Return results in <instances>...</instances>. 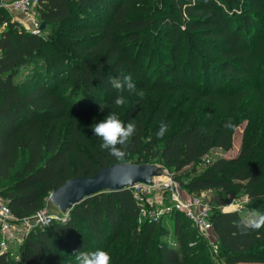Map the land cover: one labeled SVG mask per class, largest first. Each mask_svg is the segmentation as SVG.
<instances>
[{
    "label": "trees",
    "instance_id": "trees-1",
    "mask_svg": "<svg viewBox=\"0 0 264 264\" xmlns=\"http://www.w3.org/2000/svg\"><path fill=\"white\" fill-rule=\"evenodd\" d=\"M35 12L48 33L0 7V195L14 216L48 209L72 178L159 163L193 197L245 196L243 212L211 215L219 261L264 264V227H243L246 213H264V0H40ZM121 74L144 97L126 92L118 108L110 80ZM110 111L136 124L119 160L92 131ZM242 122L237 156L209 159ZM141 207L130 189L97 194L15 255L0 247V264H77L74 253L97 249L111 264H215L184 212L140 222Z\"/></svg>",
    "mask_w": 264,
    "mask_h": 264
},
{
    "label": "built area",
    "instance_id": "built-area-1",
    "mask_svg": "<svg viewBox=\"0 0 264 264\" xmlns=\"http://www.w3.org/2000/svg\"><path fill=\"white\" fill-rule=\"evenodd\" d=\"M39 3L40 0H10L9 2H0V7L10 8L30 19L32 23L31 31L36 35H40L42 32L41 24L43 22L35 16L34 12ZM209 162L210 160H207V163ZM177 182L176 180H172L166 186V188L170 189L169 192L172 197V203L170 205H159V207H157L158 205H153L152 207H154V209L150 208L149 210H145V207H141L140 216L144 219H149L151 222H159L164 215H172L175 211H181L184 212L186 217L191 221L193 228L200 237L207 236L214 230L209 204L204 201V195L201 197L192 196L184 198L178 185L179 182ZM142 185L144 186V184H135L128 189L132 190L135 199L141 206H144V199H142L139 192H135L133 188ZM236 211L242 210L237 209ZM68 216L69 212L66 213L65 219H67ZM58 219L59 218L49 209L38 212L32 218L17 219L11 211L8 201L0 195V247L2 251L7 252L13 250V246L19 248L29 233L38 228L44 229L54 220Z\"/></svg>",
    "mask_w": 264,
    "mask_h": 264
},
{
    "label": "rangeland",
    "instance_id": "rangeland-1",
    "mask_svg": "<svg viewBox=\"0 0 264 264\" xmlns=\"http://www.w3.org/2000/svg\"><path fill=\"white\" fill-rule=\"evenodd\" d=\"M35 16H37L36 12H35ZM45 28L42 30L41 34H45V33L49 32V29L45 30ZM21 77H22V75H21ZM252 89H255L254 85L252 86ZM106 116L107 115H105L104 118ZM246 123L247 122H242L239 125H237V127L235 128L234 134H233V142H232L230 149L223 150V149H219V148H214L211 151V153L209 154L208 158L211 160H216L219 158L230 159V158L236 157L240 151V148H241V145L243 142V136H244V133L246 130ZM154 165H156L159 168V175L153 179V183L151 185H145L144 184V186L142 185L139 187H133L134 191L139 192L142 199H144L145 205L142 207H145L146 208L145 210H149L150 208L154 209V207H152L153 205H158L157 207H159V205L165 206V205H170L172 203L171 193L169 192L170 189L166 188V186L172 180H174V181L176 180L175 173L164 168L159 163H154ZM203 168H204L203 165L199 166L197 171L200 172ZM188 172H191L190 169L188 170ZM188 176L193 177V176H195V174L192 173L191 175H188ZM178 185L180 187V190H181L184 198L192 197L191 195L187 194L184 191V189L182 188L180 183H178ZM133 188H131V189H133ZM203 199L205 202H207L209 204L210 213L216 212L217 210L225 211V212H235L237 209L242 210L239 212H243V210L246 206V203L248 202V200L245 196L244 197L243 196L237 197L235 195L228 196V195H225L224 193H221V192H212V191L206 192L204 194ZM48 206H49L48 209L51 212H53L59 219L65 220L66 214L60 212L51 203V201H50V203H48ZM249 215L250 214H248V213L245 214L246 220L248 219ZM166 216H169V215H164L163 217H166ZM163 217H162V219H163ZM143 221L151 222L149 219H144L143 217L140 216V222H143ZM159 222H154V223H159ZM172 237H173V235H172ZM200 238L204 243V250L208 252L210 259L215 264H221L219 261L220 242H219V239H218L217 235L215 234L214 230L212 232H210L207 236L200 237ZM13 247H14V249L12 250V252L15 255L19 248H17L16 246H13Z\"/></svg>",
    "mask_w": 264,
    "mask_h": 264
},
{
    "label": "clouds",
    "instance_id": "clouds-1",
    "mask_svg": "<svg viewBox=\"0 0 264 264\" xmlns=\"http://www.w3.org/2000/svg\"><path fill=\"white\" fill-rule=\"evenodd\" d=\"M110 84L118 93L114 101L115 106L118 108H123L128 103L124 95L126 92L135 93L141 98L144 97L143 90H137L131 75L121 74L120 78H111ZM104 108V105H100L101 111ZM225 127L231 129L234 125L229 121L225 124ZM92 131L102 141L100 144L101 149L107 150L111 156L119 160L127 155L124 149L127 147L130 137L136 132V124L133 121L125 125L115 111H110L103 120L92 125ZM167 131L168 125L161 123L159 130L156 132L157 138H163ZM243 227L252 230L261 229L264 227V213L252 211ZM74 254L77 264H111L112 260L110 254L103 249L92 252L78 251Z\"/></svg>",
    "mask_w": 264,
    "mask_h": 264
},
{
    "label": "water",
    "instance_id": "water-1",
    "mask_svg": "<svg viewBox=\"0 0 264 264\" xmlns=\"http://www.w3.org/2000/svg\"><path fill=\"white\" fill-rule=\"evenodd\" d=\"M46 27L41 24V29ZM159 175L154 164H112L92 177L72 178L52 192L51 203L62 213L70 212L76 205L100 193L118 192L135 184L151 185Z\"/></svg>",
    "mask_w": 264,
    "mask_h": 264
},
{
    "label": "crops",
    "instance_id": "crops-1",
    "mask_svg": "<svg viewBox=\"0 0 264 264\" xmlns=\"http://www.w3.org/2000/svg\"><path fill=\"white\" fill-rule=\"evenodd\" d=\"M9 2L10 0H0V2ZM11 15L13 22H18L20 25H22L23 27H25L27 30H31L32 29V23L31 20L26 18L24 15L17 13L13 10H11L10 8H5ZM5 27V26H4ZM4 27H0V32H2L4 30Z\"/></svg>",
    "mask_w": 264,
    "mask_h": 264
}]
</instances>
